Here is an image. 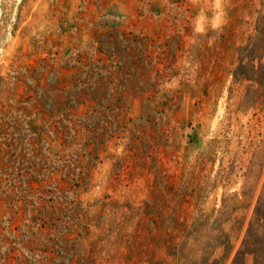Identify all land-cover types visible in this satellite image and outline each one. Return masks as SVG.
Segmentation results:
<instances>
[{"label":"rangeland","instance_id":"rangeland-1","mask_svg":"<svg viewBox=\"0 0 264 264\" xmlns=\"http://www.w3.org/2000/svg\"><path fill=\"white\" fill-rule=\"evenodd\" d=\"M0 4V264H254L264 0Z\"/></svg>","mask_w":264,"mask_h":264},{"label":"trees","instance_id":"trees-1","mask_svg":"<svg viewBox=\"0 0 264 264\" xmlns=\"http://www.w3.org/2000/svg\"><path fill=\"white\" fill-rule=\"evenodd\" d=\"M249 53L252 54V58H259L264 55V15L258 20L256 26V33L252 38V48L249 49ZM239 78H243V74H238ZM253 77V76H252ZM247 79V78H246ZM260 79L252 78V82L260 83ZM262 196L257 199V203L253 212L252 227L247 231L246 236L250 237L252 230V256L254 264H264V186L262 188ZM248 243H251L248 241ZM238 255L241 254L239 251ZM236 263V259L232 264Z\"/></svg>","mask_w":264,"mask_h":264},{"label":"clouds","instance_id":"clouds-1","mask_svg":"<svg viewBox=\"0 0 264 264\" xmlns=\"http://www.w3.org/2000/svg\"><path fill=\"white\" fill-rule=\"evenodd\" d=\"M214 5L218 11L216 13V16L213 18L212 27L217 28V27H219L220 19L225 15V13H224V10L222 7V0H214ZM203 22H204V17H203V15H201L200 17H198V20H197L196 31L202 32L204 30Z\"/></svg>","mask_w":264,"mask_h":264},{"label":"bare ground","instance_id":"bare-ground-1","mask_svg":"<svg viewBox=\"0 0 264 264\" xmlns=\"http://www.w3.org/2000/svg\"><path fill=\"white\" fill-rule=\"evenodd\" d=\"M1 13L2 11H1V4H0V27H1V20H2Z\"/></svg>","mask_w":264,"mask_h":264}]
</instances>
